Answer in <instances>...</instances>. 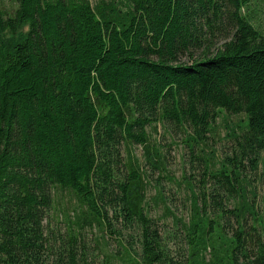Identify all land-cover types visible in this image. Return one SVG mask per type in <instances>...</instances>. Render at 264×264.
<instances>
[{
  "label": "trees",
  "instance_id": "trees-1",
  "mask_svg": "<svg viewBox=\"0 0 264 264\" xmlns=\"http://www.w3.org/2000/svg\"><path fill=\"white\" fill-rule=\"evenodd\" d=\"M11 1L0 4V264H117L98 248L108 238L129 264H264V220L242 182L243 161L256 169L264 150V32L242 13L252 0ZM232 115L244 120L219 156L208 141ZM159 126L185 135L191 164V218L174 220L185 262L147 209L150 170L167 171Z\"/></svg>",
  "mask_w": 264,
  "mask_h": 264
},
{
  "label": "rangeland",
  "instance_id": "rangeland-1",
  "mask_svg": "<svg viewBox=\"0 0 264 264\" xmlns=\"http://www.w3.org/2000/svg\"><path fill=\"white\" fill-rule=\"evenodd\" d=\"M0 4L2 7L7 10L12 9V1L11 0H0ZM242 13L246 15L247 18L253 22L255 26H257L261 31L264 32V0H252L251 4L242 10ZM27 31V27L23 28L21 32L16 36L12 37L11 35H7V38L13 41L14 39H19L22 35ZM10 41V42H11ZM224 42V41H223ZM244 120L243 115L238 116H229L227 119H218L217 126H215V136L213 140L208 141V149L213 152L222 154L223 152L232 153V145L233 142L227 141L224 138L225 133L229 130L228 128H234L240 121ZM159 138L164 146V151L167 157V171L162 174V177H159L158 171L150 170V181L151 184L148 187L147 192V209L148 213L159 220L161 228L163 232L166 233L168 238V244L174 255L179 256V259L182 258V261L185 262L187 259V237L186 232L181 228H176L174 224L175 217L179 219H183L186 222L191 218V192L187 187L185 181H183V173H187L190 175L191 172V164L190 159L187 156V148L183 142L184 136L182 134H170L165 133L163 128L159 126ZM136 152L139 156H142V150L137 147ZM244 170L242 182L246 184V200L238 198L236 196L235 201L225 199L227 203L226 206L230 208L241 206L242 199L247 202L255 204V208L258 211V214L261 215V221L264 220V150L261 152L260 161L258 167L256 169H252L250 162L244 160ZM201 171H194V175L197 179H200ZM157 187H160L165 196V201L163 202L159 197H157ZM224 195V194H223ZM211 203V201L209 200ZM67 208L65 203L62 205L63 210ZM208 213L214 214L212 208H207ZM58 216L55 215V223L59 226H63V216L60 213H57ZM60 215V216H59ZM253 217L251 214H247L245 218V224L247 227L253 225ZM229 222L232 226L236 227L237 223L235 219H229ZM219 231H215L214 239L219 243L225 242L224 232L220 228ZM89 237L96 238L99 235L97 229L93 230L92 233L88 232ZM231 232L226 234L228 237L231 236ZM95 242V241H94ZM93 242V246L95 243ZM100 244L98 246L99 249H105L108 251H112L117 254L119 258L117 260V264H129L126 261L129 260L133 256L132 252L129 256L125 251V246L118 244L115 239L108 238L107 242L101 239ZM214 243H217L213 241ZM218 244V243H217ZM99 252V256L102 258L101 250ZM211 248H208L205 252L206 260L211 258ZM139 259V258H138Z\"/></svg>",
  "mask_w": 264,
  "mask_h": 264
}]
</instances>
